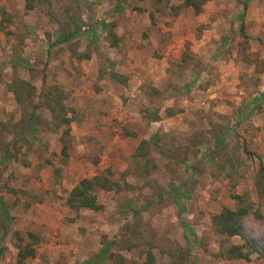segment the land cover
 Segmentation results:
<instances>
[{
  "label": "rangeland",
  "instance_id": "374dc122",
  "mask_svg": "<svg viewBox=\"0 0 264 264\" xmlns=\"http://www.w3.org/2000/svg\"><path fill=\"white\" fill-rule=\"evenodd\" d=\"M181 1L53 0L24 12L23 0H0L9 19L0 23V264H15V232L34 248L25 264H116L118 256L140 264L148 247L154 264L264 263L255 254L226 259L225 249L243 240L210 228L211 215L234 209L240 195L262 215H247L240 234L264 252V197L253 186L264 166V45L245 34L258 23L243 24L244 39L240 24H217L207 48L196 46L201 17H227L241 2L244 14L253 4L256 20L264 0H202L198 14L173 10ZM47 9L64 27L67 15L75 21L70 41L59 42ZM129 20L139 37L124 58L128 42L116 34H131ZM79 52L89 58L77 59ZM111 71L126 82L115 83ZM15 77L34 86L33 105L49 86L62 92L71 118L64 153L61 128L42 106L17 131L31 107L19 108L8 91ZM141 85L157 92L146 95ZM154 134L148 159L155 168L144 175L132 154ZM105 169L118 187L95 189L100 210L64 204L80 178Z\"/></svg>",
  "mask_w": 264,
  "mask_h": 264
},
{
  "label": "trees",
  "instance_id": "16d2710c",
  "mask_svg": "<svg viewBox=\"0 0 264 264\" xmlns=\"http://www.w3.org/2000/svg\"><path fill=\"white\" fill-rule=\"evenodd\" d=\"M51 1L53 0H23V11L27 12L34 9L36 6L47 5V8H50ZM56 1V0H54ZM120 1V0H118ZM202 0H182L179 4L174 6L173 10H176L180 7H190L193 14H198L201 11ZM244 8V7H243ZM49 19L53 20L56 24L52 12L50 9L46 11ZM175 13V11H174ZM0 23L3 21L9 20L5 12L0 11ZM65 24V27L57 23V28L59 32V42H68L75 36L78 32V29L74 28V20L69 17ZM239 33L244 39L246 35L243 32V25H239ZM107 36L111 37V44H115V35L112 31H107ZM76 58L79 60H86L89 58L87 52H79L76 55ZM110 78L117 84H124L126 79L121 77L116 72H109ZM8 91L12 93L13 100L15 104L24 110V106L31 107V111L25 115V119H22L20 122H16L17 131L19 133L25 132L27 125L32 116V110L37 106L44 107L50 114L52 121L54 122L55 127L61 128L59 135V142L61 143V153H64L67 148V137L69 134V123L71 118L68 115V109L63 103V94L56 86H49L47 89L41 92L40 101L38 104H32V98L34 95V86L28 83L25 80L20 78H13L7 85ZM141 91L146 95L151 93H156L157 90L151 87L148 89L144 85L140 86ZM147 89L149 92H147ZM149 114V112H147ZM166 116L171 115V111L165 110ZM147 119L149 121L159 120L157 113L149 114ZM158 139L155 134L150 137V139H142L137 144L133 154V161L138 164L140 167V173L146 175L149 170L155 168V164L148 159V148L151 145V142L155 143ZM111 172L105 169L103 172L92 175L91 177H82L80 178L67 192L64 204L71 210L77 212L81 209L97 211L101 209V205L97 202L95 189H100L102 191H115L118 187L116 181L110 179ZM253 186L258 196L264 197V166L259 162L256 173L253 179ZM237 201V205L234 209L221 208L218 212L214 213L210 217V228L211 230L220 236L232 237L239 236L243 242L240 245H229L223 255L226 259H242L244 261H249L250 255L255 254L257 258H260L264 262V252L254 243H252L246 237H243L239 231V223L247 216L253 215L255 218H262L261 213L258 209H252V204L244 197L240 195H233L232 197ZM17 243V251L15 255V264H25L27 258H32L34 256V248L32 247V242H26L21 244L23 237L18 235V232H15ZM25 237L29 240L34 241V235L31 232H25ZM127 248V247H125ZM143 260L140 264H154L155 259L150 247L142 251ZM116 264H125L123 258L118 256ZM264 264V263H263Z\"/></svg>",
  "mask_w": 264,
  "mask_h": 264
},
{
  "label": "crops",
  "instance_id": "0c3cea01",
  "mask_svg": "<svg viewBox=\"0 0 264 264\" xmlns=\"http://www.w3.org/2000/svg\"><path fill=\"white\" fill-rule=\"evenodd\" d=\"M252 5H253L252 3L249 5V11L245 12V14H244V9H243V4L241 2H239L236 4V6L234 8V12H231L229 14V16H227V17L224 14H222V18L220 16L214 21L212 20V18H209V17H201L199 19L201 21H199V22L202 23L204 26H203L202 32L200 33V35L197 39V45L196 46L202 45L203 47L206 46V48H207L208 40L211 41V36H218V34H216V35L214 34V28L217 27V24H220L221 26H226V27L231 24V26H232L231 29L233 30L234 26L235 25L237 26L240 23L242 25L244 24V26L247 25V27H249V28L252 27L254 24L258 23L257 26H253V27H255L253 30L249 31V30L245 29V34L250 36L251 39H254V40H257L258 37H261L262 38L261 42L264 45V17L260 16V18H256V20H254L252 17L253 16L252 15V9H253ZM115 8L117 9V7H115ZM116 9H115V11H116ZM144 23H146V21H144ZM200 23H198V24H200ZM134 26L135 25L132 23V21L129 20L128 24H127V29L132 30L131 34L129 35L128 33H126L124 38L122 35H119V33L116 34V36L119 37L120 44L124 45L125 42H128V44L126 45V49L122 48L123 50L121 51V56L124 58H126V56H129L130 54H132V51L134 50V45H136L138 42L139 35L137 32H134ZM259 34H261V36ZM151 40H152V38H150V42H151ZM132 42H133V47H131Z\"/></svg>",
  "mask_w": 264,
  "mask_h": 264
}]
</instances>
